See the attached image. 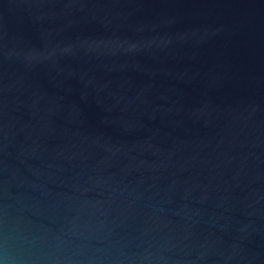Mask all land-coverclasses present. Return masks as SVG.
<instances>
[{
	"label": "water",
	"instance_id": "95a60500",
	"mask_svg": "<svg viewBox=\"0 0 264 264\" xmlns=\"http://www.w3.org/2000/svg\"><path fill=\"white\" fill-rule=\"evenodd\" d=\"M0 264H264V0H0Z\"/></svg>",
	"mask_w": 264,
	"mask_h": 264
}]
</instances>
